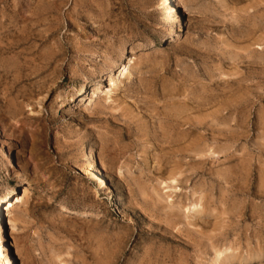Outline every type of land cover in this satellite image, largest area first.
Returning <instances> with one entry per match:
<instances>
[{
    "label": "rangeland",
    "instance_id": "obj_1",
    "mask_svg": "<svg viewBox=\"0 0 264 264\" xmlns=\"http://www.w3.org/2000/svg\"><path fill=\"white\" fill-rule=\"evenodd\" d=\"M31 185L0 264L5 234L17 264H264V0H0V195Z\"/></svg>",
    "mask_w": 264,
    "mask_h": 264
},
{
    "label": "bare ground",
    "instance_id": "obj_2",
    "mask_svg": "<svg viewBox=\"0 0 264 264\" xmlns=\"http://www.w3.org/2000/svg\"><path fill=\"white\" fill-rule=\"evenodd\" d=\"M170 1V0H169ZM174 2H176V0H173ZM171 4V3H170ZM175 5V4H174ZM175 6H177V5H175ZM179 9V8H178ZM173 11V10H172ZM179 14V13H178ZM182 21V20H181ZM127 73V72H126ZM110 87H112L113 86V88L112 89H114V83H113V79H111L110 81ZM92 151V150H91ZM92 155V154H91ZM90 155V156H91ZM89 156V157H90ZM93 157V156H92ZM17 159H19V157L17 158ZM16 159V160H17ZM91 162V161H90ZM90 168H89V170H88V172H90L91 174H92V176L95 178V180L97 181V184H98V189L101 191V194H103V196L104 195H108L109 196V198L111 199V200H113L114 202H115V207H117V208H119V204H118V200H119V198L116 196V195H114L113 194V192L112 191H110L109 190V188H108V184H107V182H106V179H105V177H104V175L100 172V170H99V167H98V165L96 164V160H94L92 163H91V166H89ZM121 172V171H120ZM22 189H23V193H21L22 195H20V193H17V194H15L14 196L13 195H11V196H13L11 199H8L9 198V196H10V193L9 192H6V193H3L2 195H0V207H1V210H0V222H2L3 221V224H5L6 225V223H5V220H4V217H9V215L12 213V209H14L13 208V206H14V204H16L17 202H19V201H22L23 200V197H25L26 195H28L30 192H31V189H32V185H31V187H22ZM11 190V189H10ZM21 191V190H20ZM11 192V191H10ZM13 198H16V200L14 201V202H12V199ZM108 198V197H107ZM15 207H16V205H15ZM59 210H62V211H66V212H69V213H77L78 211L76 210V209H72V208H69L68 210H67V208H65V206H61L60 208H59ZM8 212V214H2V212ZM81 212V214H85V212L84 211H80ZM89 215L91 214V215H94V216H96L94 213H88ZM12 215V214H11ZM87 215V214H86ZM3 219V220H2ZM9 220V225H10V228H8V229H14L16 226V224H15V218H9L8 219ZM22 221V220H21ZM24 221V220H23ZM17 222V221H16ZM2 227V226H1ZM18 230V229H17ZM11 231V230H10ZM3 232V235H4V232H5V230H3L2 231ZM14 232V231H13ZM9 233V232H8ZM10 234V233H9ZM4 238H7L8 237V240L7 241H5L6 239H2V242L3 243H5L6 244V246L4 247L5 249L4 250H2V251H5L6 252V254H5V256H4V258H6V261H5V263L4 264H17V260H19V255L17 254V252L14 250L15 248V246H14V244H12V243H10V235H8V234H5L4 236H3ZM4 244V245H5ZM1 246V245H0ZM3 253V252H2ZM218 253V252H217ZM221 254V252L219 251V253H218V255L217 256H219ZM1 256H3V255H1ZM0 256V257H1Z\"/></svg>",
    "mask_w": 264,
    "mask_h": 264
}]
</instances>
